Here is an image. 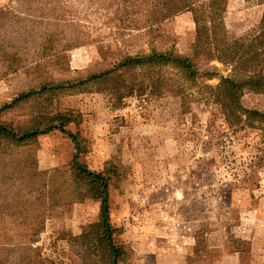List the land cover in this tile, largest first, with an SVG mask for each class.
Wrapping results in <instances>:
<instances>
[{
  "label": "rangeland",
  "instance_id": "rangeland-1",
  "mask_svg": "<svg viewBox=\"0 0 264 264\" xmlns=\"http://www.w3.org/2000/svg\"><path fill=\"white\" fill-rule=\"evenodd\" d=\"M111 10L107 0H0V107L43 79L101 71L118 51L151 42L186 54L194 40L189 11L143 35ZM262 10L261 0H229L227 39L256 25ZM137 23L145 25V17ZM76 35L80 44L69 48ZM193 91L183 102L149 90L120 100L60 90L0 111V121L20 127L71 113L67 128L82 149L58 130L23 144L0 137V245L33 242L51 264H105L78 239L98 223L100 201L75 185V153L109 177L119 264H264V134L230 124L211 98ZM241 102L264 110V92L246 93Z\"/></svg>",
  "mask_w": 264,
  "mask_h": 264
},
{
  "label": "trees",
  "instance_id": "trees-1",
  "mask_svg": "<svg viewBox=\"0 0 264 264\" xmlns=\"http://www.w3.org/2000/svg\"><path fill=\"white\" fill-rule=\"evenodd\" d=\"M228 1L107 0L113 7L114 20L119 16V22L127 23L128 29H138L143 35L181 12H191L195 36L188 52L181 54L173 48L158 49L150 45L151 42L148 49L139 46L132 51H118V58L105 69L68 80L43 79L38 85L18 93L9 103L2 105L0 111L40 93L60 90L69 94L109 92L115 100L135 91L149 90L153 94L170 93L185 102L189 97H195L193 88L196 87L199 96L196 98H211L230 124L259 129L264 134V110L245 107L241 102V97L246 93L264 92V0H261L263 10L258 23L231 40L227 39L224 24ZM135 13L139 16H129ZM141 17H145V25H137ZM78 44L77 35L69 38V48ZM211 62L222 64L228 72L222 74ZM214 78L218 79V83H205ZM71 122H75L71 113L60 115L58 122L48 125H43L42 119L21 127L0 121V137L23 144L39 135L58 130L69 138L74 149L80 153V138L67 128ZM71 170L75 185L95 193L100 201L99 221L95 228L78 237L85 253L102 259L105 264H119L123 247L115 239V229L110 222L108 175L89 169L75 153L71 159ZM30 243L0 245V264H51L41 257L40 248Z\"/></svg>",
  "mask_w": 264,
  "mask_h": 264
}]
</instances>
